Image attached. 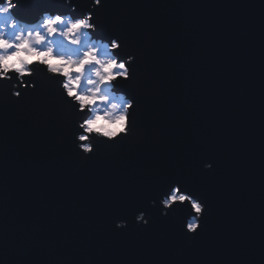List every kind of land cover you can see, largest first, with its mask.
Masks as SVG:
<instances>
[{"label": "water", "instance_id": "obj_1", "mask_svg": "<svg viewBox=\"0 0 264 264\" xmlns=\"http://www.w3.org/2000/svg\"><path fill=\"white\" fill-rule=\"evenodd\" d=\"M23 2L13 12L30 22L70 10ZM79 5L83 14L87 0ZM96 17L95 36L119 33L138 54V79L117 91L135 96L139 134L82 161L54 90L22 102L0 91V261L264 264V0H107ZM177 179L210 209L192 245L188 213L160 214V194ZM138 211L149 225L136 223Z\"/></svg>", "mask_w": 264, "mask_h": 264}, {"label": "clouds", "instance_id": "obj_2", "mask_svg": "<svg viewBox=\"0 0 264 264\" xmlns=\"http://www.w3.org/2000/svg\"><path fill=\"white\" fill-rule=\"evenodd\" d=\"M63 2L70 10L59 7L43 11L34 22L22 20L13 12L20 0L0 2V82H11L15 98L22 89L36 87L34 79L26 81L25 77H35L38 69L45 80L58 84L61 98L76 116V148L89 156L96 150V141L112 143L129 135L136 101L117 88L132 79L129 65L136 57L122 56V42L116 37L109 42L94 35L99 28L93 21L103 0H87L83 14L79 0ZM203 167L211 169L212 163L205 162ZM186 203L192 205L194 215L189 216L184 228L194 234L201 228L206 205L189 191H181L180 183H174L167 195L160 194V214L167 216L173 205ZM150 204L157 206L156 200ZM151 219L148 211L135 215L136 223L143 226ZM115 226L126 229L128 220L119 219Z\"/></svg>", "mask_w": 264, "mask_h": 264}, {"label": "snow or ice", "instance_id": "obj_3", "mask_svg": "<svg viewBox=\"0 0 264 264\" xmlns=\"http://www.w3.org/2000/svg\"><path fill=\"white\" fill-rule=\"evenodd\" d=\"M0 2H3V0H0ZM20 5L22 7L26 6L24 4L23 0H20ZM105 7H107V0H105V3H103L101 9H103ZM80 14H82V13H80ZM95 23H97V26L100 24V20L97 17L95 19ZM113 37H116L117 39L121 40L122 45H124V47H122V49L120 50V53L122 54V56L135 55V57H136L135 61H133V63L131 65H129V67L132 69V80L127 81L128 82L127 84L125 83V81H123V82H121V85H120L122 87H127L129 84H132L133 82H135L138 79V72H137V56H138V54L135 53L131 49V47H129L125 43V38L123 35L117 33L114 36H109V40H111ZM29 78L30 79H28V81H31L33 79L35 80L36 87L31 88V92H29V88L28 89H22L20 97L16 98L17 102H22L25 99V97H28V96L39 95L43 91L45 86H48L58 94L59 99L62 101L63 105L65 106V111L69 114V116H71L74 119V122H75L76 116L74 113V109L68 108L67 104H65V102L61 98V96L59 94V90H58V84H56L52 81H49V80L41 79L39 69L37 70V75L35 77H29ZM0 91H3V93L6 96H8L9 98H15L11 95V82L10 81L0 82ZM22 93H23V95H22ZM131 97L136 101L135 96L131 95ZM138 110H139V106H137V108L133 110V112L130 116V132H129L128 136L121 137L117 141H114L112 143H107V142H103V141H96L95 142V144H96L95 152L89 156H83L82 155L81 160L82 161H88V160L95 158L99 154V147L98 146H100V145H102L103 148L106 150L107 155H111L113 152L118 150L119 147L122 144H124L126 141L134 139L135 137H137V135L139 134L138 123H137V112H138ZM75 132H76V130H74L72 132L74 142H76ZM213 169H214V163H212L211 169H204V170L211 172ZM174 183H180L181 184V191H182V189H183V191H186V190L189 191V193L191 195H193L197 200H199L201 203L206 205L205 212H204V219L201 220V228L194 234H189L186 231L184 232V238H185L186 244L192 245L207 231V224L205 223V219L210 214L209 205H208V202L203 195L199 194L192 187H190L189 185H187L186 183H184L180 179H177L174 182L169 183L162 190L161 193L167 195L171 191V187ZM181 210L188 213L189 215L193 214L192 205H189L186 203L184 205H173V208L169 210L168 215L163 216V217L167 218L169 216H175L176 213L181 211ZM149 215L151 216L150 213H149ZM181 228H183V221H181ZM121 230H123V229H121ZM0 264H4V262L0 261Z\"/></svg>", "mask_w": 264, "mask_h": 264}]
</instances>
